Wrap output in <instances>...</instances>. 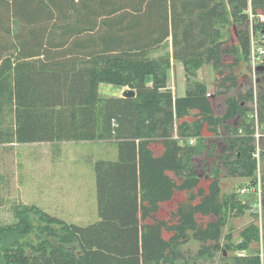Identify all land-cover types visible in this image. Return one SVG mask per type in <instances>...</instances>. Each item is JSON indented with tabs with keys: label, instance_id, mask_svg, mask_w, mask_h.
Returning <instances> with one entry per match:
<instances>
[{
	"label": "trees",
	"instance_id": "trees-1",
	"mask_svg": "<svg viewBox=\"0 0 264 264\" xmlns=\"http://www.w3.org/2000/svg\"><path fill=\"white\" fill-rule=\"evenodd\" d=\"M250 4L264 11V0ZM247 7L246 0H0V144L117 149L115 161L93 164L99 222L78 227L16 205L15 221L0 224V264H157L176 257L190 235L218 247L226 217L248 207L236 192L221 194L220 178L248 183L256 172L246 106L253 91L240 90L235 72L248 59L247 27L236 45L217 28L227 17L246 24ZM160 47L170 51L157 54ZM171 60L186 77L211 63L214 95L225 98L220 117L201 82L172 94ZM100 83L129 88L135 98L101 96ZM257 103L263 122V92ZM183 192L187 201L163 218L162 206ZM197 216L211 221L201 226ZM249 259L264 264V246Z\"/></svg>",
	"mask_w": 264,
	"mask_h": 264
},
{
	"label": "rangeland",
	"instance_id": "rangeland-1",
	"mask_svg": "<svg viewBox=\"0 0 264 264\" xmlns=\"http://www.w3.org/2000/svg\"><path fill=\"white\" fill-rule=\"evenodd\" d=\"M246 1L247 3L250 2V0ZM245 27H247L245 23L238 25L233 22L230 17L225 18L224 22L218 21L217 23L220 39L234 45L238 43V32L243 31ZM167 50L170 51V48L160 47V49L158 48L157 54L162 55L166 53ZM224 60L230 62L231 58L225 57ZM247 64L248 61L242 62L235 68V72L239 76L238 78L241 82L240 90L246 92L248 88H251V90L257 92V94L258 92L264 93L263 76L261 75L253 80L248 74ZM170 65L174 70V79L172 78L174 84L172 83V88L170 90L175 97L180 93L184 94L187 89L193 86L194 82H201L205 85L207 89L206 92L212 95L210 98L214 102L213 107L215 116L220 117L223 114L225 98L224 96L220 97L214 95L219 89L216 83L218 82L217 75L211 63H205L201 65L200 68H197L194 75L195 77H186L183 64L180 61L171 60ZM244 81L250 86H247ZM220 91L222 92L221 89ZM231 92H235V90ZM246 106L251 110L249 115L251 118L253 116V111L251 109L252 103L247 102ZM258 120V133L262 136L260 150H262L264 149V121L260 122V115L258 116ZM233 124H240V120H234ZM95 143H97V145ZM95 143L94 145L80 143H73L71 145L69 143L67 147H60L57 151H53V149L47 155L40 154L33 157L29 155V145L18 147L15 150L17 151L18 162L17 173H19V183L23 187L24 193L22 195H17L15 199L10 198L6 200V205L3 209H0V224H10L15 221L12 214V208L14 206H32L33 202L39 203L40 210L42 211L45 210L44 206L53 210L55 205L56 212H58V214L62 216L63 221L69 225L85 224L80 218L81 214L79 215V213L85 211L89 214L96 205L93 164L98 160H113L116 155V152H112V150L115 151L116 149L113 143ZM153 151L154 154L160 153L161 146L159 143L153 145ZM1 153L4 155L10 152L2 150ZM58 158H60V165L57 163ZM44 162L53 166V172L49 173L50 175H43L42 172L38 170V164ZM260 172L264 174V153L261 156ZM53 183L55 185L57 183L61 186L60 193H58L57 190L50 189ZM245 185V180L237 176L233 178L225 174V177L219 180L221 194L228 195L232 192L237 193V191ZM201 186H205L204 181ZM193 193L195 194V192ZM42 194L54 198V205L52 201L49 203L43 202L41 198L43 197ZM188 195L189 193L186 192L177 194L170 204L162 206L160 213L163 218H167L169 210H173L176 204L186 202ZM11 197H15V194ZM238 199L241 201V205L245 204V201L239 195ZM225 220L226 225L221 229L218 247L213 246L211 243H201L193 239L190 235L186 245H178L175 248L176 257H167L157 264H247L250 260V256L254 257L258 254L261 257L260 253L264 246V232L262 228L264 224V214L262 221L259 222L254 219L247 207L242 208L237 206ZM196 221L202 226L211 221V219L197 216ZM53 227H57V225ZM250 233H253L254 237L251 236Z\"/></svg>",
	"mask_w": 264,
	"mask_h": 264
},
{
	"label": "crops",
	"instance_id": "crops-1",
	"mask_svg": "<svg viewBox=\"0 0 264 264\" xmlns=\"http://www.w3.org/2000/svg\"><path fill=\"white\" fill-rule=\"evenodd\" d=\"M173 74H174V70L173 67H171V70L169 72V76H168V83L166 85H168V87L171 89V85L172 83L174 84V81L172 82V78H173ZM174 79V78H173ZM150 83H148L147 85H149ZM127 90V88L125 87H118V86H114V85H109V84H104V83H100L98 86V93L101 96L104 97H114V98H121V95L123 93V91ZM184 94H178L177 96H183ZM103 143V142H101ZM69 143H34V144H27L29 145V155L32 157L33 156H38L40 154L42 155H47L51 152V150L53 151H57L58 148L60 147H67ZM71 145L73 143H70ZM77 144V143H76ZM80 144H85V145H94V143H81ZM97 145V143H95ZM105 144V143H104ZM111 144V143H110ZM23 146V145H19L16 143H5V144H0V206L1 205H6L8 199H15L17 197V195L19 194H23L24 190L23 187L20 185L19 183V173L18 172V162H17V151H15L18 147ZM32 147V148H31ZM49 147H53V148H49ZM2 150L4 151H9V154H2ZM40 150V153H39ZM13 152V153H12ZM16 152V154H15ZM112 152H116V155L114 156L113 160L110 161H115L117 159V149H115V151L112 150ZM15 154V155H14ZM60 158L57 159V163L60 165ZM72 159V158H71ZM106 161V160H105ZM8 163V164H7ZM42 174H49L53 172V166L50 165L49 163H39L37 166ZM50 175V174H49ZM51 190H57L58 193H60V189L61 186H59L57 183L56 185L53 183V185H51L50 187ZM48 190V189H47ZM95 190H96V185H95ZM63 193V192H62ZM13 194H15V197H11ZM43 197H41L43 199V202H47L49 203L50 201H52L53 205H54V198H50L48 195H44L42 194ZM3 207H0V209H3ZM33 206H36L40 209V205L37 202H33ZM44 213H47L53 217H56L58 219H62V216L58 214V212H56V208L54 205L53 210H50L49 207L44 206ZM81 214V215H80ZM79 215L81 216L80 218L85 222L81 223V225H76L79 227H87L90 226L92 224H95L97 222L100 221L98 214H97V203L94 206V208L90 211L89 214H87L85 211H82L79 213ZM63 220V219H62ZM65 222V221H64ZM73 254H77L79 256V254H83L81 250H76L74 252H72Z\"/></svg>",
	"mask_w": 264,
	"mask_h": 264
},
{
	"label": "built area",
	"instance_id": "built-area-1",
	"mask_svg": "<svg viewBox=\"0 0 264 264\" xmlns=\"http://www.w3.org/2000/svg\"><path fill=\"white\" fill-rule=\"evenodd\" d=\"M247 16L246 26L248 31V74L254 80L256 77L263 75L264 72H257V69L264 67V11L253 12L250 2L248 7L244 10ZM252 113L251 128L253 130L252 140L254 150L252 152V159L255 161L256 172L252 181L246 183V185L237 191L238 195L242 197L244 203L248 206V210L252 214L255 220L261 222L264 214V178L260 172L261 166V146L260 141L262 136L259 131V111L260 109L257 103V92H252ZM210 96V93L207 94ZM206 96V97H207ZM255 131V133H254ZM195 140L189 139L188 144L194 145ZM262 254V251L261 253Z\"/></svg>",
	"mask_w": 264,
	"mask_h": 264
},
{
	"label": "water",
	"instance_id": "water-1",
	"mask_svg": "<svg viewBox=\"0 0 264 264\" xmlns=\"http://www.w3.org/2000/svg\"><path fill=\"white\" fill-rule=\"evenodd\" d=\"M257 72H264V67L258 68ZM121 98L133 99V98H135V92L133 90L127 89V90L123 91Z\"/></svg>",
	"mask_w": 264,
	"mask_h": 264
}]
</instances>
